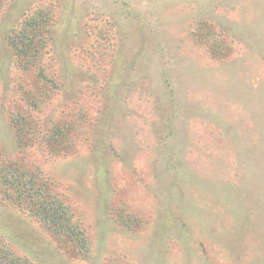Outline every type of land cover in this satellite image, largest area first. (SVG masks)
Returning <instances> with one entry per match:
<instances>
[{
    "label": "rangeland",
    "instance_id": "374dc122",
    "mask_svg": "<svg viewBox=\"0 0 264 264\" xmlns=\"http://www.w3.org/2000/svg\"><path fill=\"white\" fill-rule=\"evenodd\" d=\"M0 152V241L34 264H264V0H0Z\"/></svg>",
    "mask_w": 264,
    "mask_h": 264
},
{
    "label": "trees",
    "instance_id": "16d2710c",
    "mask_svg": "<svg viewBox=\"0 0 264 264\" xmlns=\"http://www.w3.org/2000/svg\"><path fill=\"white\" fill-rule=\"evenodd\" d=\"M22 25L24 27L10 38L11 49L20 63L25 68L30 69L36 62H39L42 49L47 44L45 37L47 18L31 16ZM54 133L63 134L64 131L59 128ZM58 137L57 135L55 138V144H58ZM4 169L6 174L2 176L3 182L10 185L15 191L14 200L19 205L24 204L29 198V202L34 201V207L31 210L36 216L45 219L46 223L57 232L64 233L68 237L75 236L77 228L67 223L68 216L66 215L65 204L56 197L45 193L48 186L54 187L52 181L47 179L48 182L37 186L36 178L34 176L28 177L24 170L14 168L11 165ZM1 170L2 168H0ZM0 264L34 263L27 257L11 254L10 249L0 241Z\"/></svg>",
    "mask_w": 264,
    "mask_h": 264
}]
</instances>
